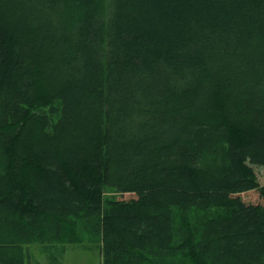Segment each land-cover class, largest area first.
Returning a JSON list of instances; mask_svg holds the SVG:
<instances>
[{
	"label": "trees",
	"instance_id": "trees-1",
	"mask_svg": "<svg viewBox=\"0 0 264 264\" xmlns=\"http://www.w3.org/2000/svg\"><path fill=\"white\" fill-rule=\"evenodd\" d=\"M257 169L264 0H0V264H264Z\"/></svg>",
	"mask_w": 264,
	"mask_h": 264
},
{
	"label": "rangeland",
	"instance_id": "rangeland-1",
	"mask_svg": "<svg viewBox=\"0 0 264 264\" xmlns=\"http://www.w3.org/2000/svg\"><path fill=\"white\" fill-rule=\"evenodd\" d=\"M257 171L261 175L263 184L264 172L260 169ZM255 193H251L248 199L252 198ZM131 197L133 196H127V198ZM260 199L264 201L263 198ZM29 251L34 264H102L101 253L96 247L88 249L83 245H69L65 250L56 249L52 251L51 255H47L40 245H32L29 247Z\"/></svg>",
	"mask_w": 264,
	"mask_h": 264
},
{
	"label": "bare ground",
	"instance_id": "bare-ground-1",
	"mask_svg": "<svg viewBox=\"0 0 264 264\" xmlns=\"http://www.w3.org/2000/svg\"><path fill=\"white\" fill-rule=\"evenodd\" d=\"M196 233V232H195ZM178 237V236H177ZM176 239V238H175ZM180 242V241H179Z\"/></svg>",
	"mask_w": 264,
	"mask_h": 264
}]
</instances>
